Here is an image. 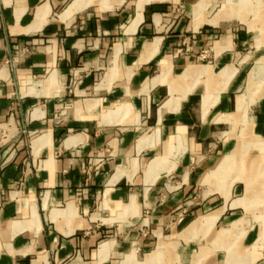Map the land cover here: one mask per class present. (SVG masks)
Here are the masks:
<instances>
[{
    "label": "crops",
    "instance_id": "crops-1",
    "mask_svg": "<svg viewBox=\"0 0 264 264\" xmlns=\"http://www.w3.org/2000/svg\"><path fill=\"white\" fill-rule=\"evenodd\" d=\"M0 264H264V0H0Z\"/></svg>",
    "mask_w": 264,
    "mask_h": 264
},
{
    "label": "rangeland",
    "instance_id": "rangeland-1",
    "mask_svg": "<svg viewBox=\"0 0 264 264\" xmlns=\"http://www.w3.org/2000/svg\"><path fill=\"white\" fill-rule=\"evenodd\" d=\"M173 8H174V12H175V13H179V14H180V10H181V9H180L179 6L174 5ZM181 13H182V10H181ZM236 131H237L238 133H240L239 130H236ZM237 132H236V133H237ZM225 182H227V179H225L224 183H225Z\"/></svg>",
    "mask_w": 264,
    "mask_h": 264
},
{
    "label": "built area",
    "instance_id": "built-area-1",
    "mask_svg": "<svg viewBox=\"0 0 264 264\" xmlns=\"http://www.w3.org/2000/svg\"><path fill=\"white\" fill-rule=\"evenodd\" d=\"M181 9V8H180ZM173 10H174V8H173ZM182 10V9H181ZM181 10H180V12H181ZM206 56L204 55V53H202V54H200V59H204Z\"/></svg>",
    "mask_w": 264,
    "mask_h": 264
},
{
    "label": "bare ground",
    "instance_id": "bare-ground-1",
    "mask_svg": "<svg viewBox=\"0 0 264 264\" xmlns=\"http://www.w3.org/2000/svg\"><path fill=\"white\" fill-rule=\"evenodd\" d=\"M241 100H242L241 98L238 99V105H239L238 107H240L241 105Z\"/></svg>",
    "mask_w": 264,
    "mask_h": 264
}]
</instances>
